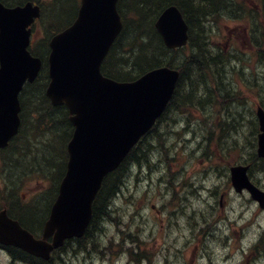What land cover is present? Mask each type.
<instances>
[{
  "label": "trees",
  "instance_id": "16d2710c",
  "mask_svg": "<svg viewBox=\"0 0 264 264\" xmlns=\"http://www.w3.org/2000/svg\"><path fill=\"white\" fill-rule=\"evenodd\" d=\"M0 2L12 7L29 0ZM258 2L259 9H250L243 0H119L118 11L123 28L105 57L101 70L112 80L126 82L161 66L176 68L179 70L180 79L174 96L155 127L142 137L121 165L103 180L92 207L93 215L85 236L65 242L62 249L52 253L49 261L36 259L19 249L8 248L14 261L24 264H70L66 255L67 252L71 253L69 246L77 247L73 251L76 255L96 248L95 243L98 232L102 231V224L112 220L113 213L116 212L114 200L122 193L124 184L136 170L151 167L153 159H157L163 163L169 177L173 179L177 176L174 169L180 167V163L171 155L174 145L170 141L172 136L180 138V135L172 134L173 129L169 130L171 126L168 121H172L169 115L181 116L193 109L209 112L221 107L220 112L223 111L225 117H230V109L238 98L231 76L233 68L229 67V61L223 53L216 52L210 41L217 25L223 20H245L251 32H254V48L260 56L257 57L264 64V49L262 43L256 40L259 29L264 31V0ZM78 5V0H50L43 4L39 22L42 40L31 48L33 55L44 61L43 69L33 85L23 88L20 94L22 110L19 133L0 153V175L5 183L4 192L0 196V209L6 208L10 217L17 219L20 225L34 235L43 226L56 197L57 187L66 168L65 147L73 132L67 109L62 106L52 107L44 95L48 81L45 60L49 52L47 44L54 33L71 25L76 18ZM170 5L180 10L188 24L189 44L181 50H168L154 28L158 15ZM224 68H230V77L224 75ZM260 78L257 74H251L244 77V81L254 79L253 82L256 80L259 88ZM250 86L256 88L254 84ZM260 105L264 108V97ZM224 120L222 123L217 122V137L214 132L208 134L211 137L204 141L205 149L213 143L222 149L220 140L223 132L237 133L241 125L238 119H233L234 122L229 124ZM163 122L169 127L161 129ZM251 122L254 126L253 133L256 134L257 123L254 120ZM211 156L212 153L208 152L202 155L205 159H210ZM243 161L250 164V173L254 169L264 173V161L257 159L254 153H249L247 160ZM29 183H41L43 190L30 201L22 202L21 189ZM176 183L177 181H170V191L176 187ZM179 200L180 197L175 200L174 206ZM140 260H136V264Z\"/></svg>",
  "mask_w": 264,
  "mask_h": 264
},
{
  "label": "water",
  "instance_id": "95a60500",
  "mask_svg": "<svg viewBox=\"0 0 264 264\" xmlns=\"http://www.w3.org/2000/svg\"><path fill=\"white\" fill-rule=\"evenodd\" d=\"M118 0H81L77 19L49 42V85L45 91L53 106L68 108L74 132L67 145V168L58 195L45 223L42 239L35 240L0 212V244L19 248L49 260L63 242L84 235L92 216V203L103 179L114 171L162 115L178 81V72L166 67L149 71L134 82L111 81L100 65L122 28ZM39 8L28 3L5 8L0 4V149L18 132V94L23 83H32L41 61L31 57L30 24ZM163 44L172 50L188 39L187 25L178 8L170 6L156 20ZM261 134L258 151L264 157V111L257 109ZM247 169L231 170L235 191L251 193L264 206V194L246 177ZM53 236L51 243L46 240Z\"/></svg>",
  "mask_w": 264,
  "mask_h": 264
},
{
  "label": "rangeland",
  "instance_id": "374dc122",
  "mask_svg": "<svg viewBox=\"0 0 264 264\" xmlns=\"http://www.w3.org/2000/svg\"><path fill=\"white\" fill-rule=\"evenodd\" d=\"M244 1H250L251 5L256 3V0ZM217 26L215 35L211 39L216 47H221L225 52L232 51L241 57L249 52V47L251 46L247 36L249 28L245 21L239 23L223 20ZM236 64H233L235 72L242 65L246 66L243 63H239L240 65ZM247 66H249L251 74H255L256 71L260 72V64H257L256 61L251 62ZM228 70L230 72V69ZM247 74L248 72H245V75ZM233 76L241 89L242 99H245L246 103L236 98L235 105L230 109V117H225V114H223L222 121L225 119L224 122L229 124L234 122L233 119H238L241 124L238 131H236L237 133L226 131V134H224L223 132L220 140L223 150L215 144H211L206 149L204 147L205 137L208 136L207 134L210 133L209 129L212 127L208 128L202 123L204 122L208 125L210 120L207 117L201 120L198 113L195 115L196 122L186 121V123L190 124L189 126L193 125V127L191 130L187 128L188 133L185 135L179 133L174 127L185 118V115H169L172 120L168 121V124L172 125L169 130L174 129L172 134L178 133L180 135V138L172 136L173 138L170 141L176 148L175 153H171V155H173V158L175 156L180 163V167L174 169L177 174L175 179L177 180L178 178L180 181L179 185L183 186L191 182L196 187V190L203 189L198 193L192 192V196L190 195L184 200L181 203V207L189 213L195 200L203 205L202 209L194 210V214L190 213V219L188 220L187 218L175 219V216L171 215L173 212L178 214L177 210H172L174 209V205L171 203L172 200L181 197L184 193L179 190L174 197L171 195L172 198L168 196L169 194L166 195V186L162 182L166 180L168 172L160 161L153 159L151 167H142V169L136 170L128 178L129 180L124 184L122 193L114 200L116 212L113 218H115V222L109 220L107 221L108 223L102 224V231L99 233L100 235L96 242L105 245V240H108L109 235L121 234V231L143 233V238L146 237V240H150V243H152L151 237L157 234H164L171 246H169L168 253L170 254L169 264H201L202 259L207 264H264V249L252 254L246 253L260 236L261 226L264 227V212L260 213L261 210L250 201L248 195H235L230 191L229 183L225 176L228 166L240 159L237 149L229 152L232 147L239 145L238 147L242 150L240 151L241 157L245 159L249 156V153L253 152L251 143L254 141V126H252L251 121L254 120L255 106L260 101V98L255 97L254 88L250 86V84L257 86V81L255 83L250 79L249 81L248 79L244 81L243 75L241 77L243 82H239V76L236 73H233ZM203 112L206 113V110H203ZM236 115L239 116L236 117ZM174 122L176 123L174 124ZM163 127L169 126L163 122L160 128L162 129ZM215 135L216 137L218 136L217 131H215ZM207 152L212 153L210 160L202 157V154ZM157 158L160 159L159 155H157ZM172 167L174 168V165ZM252 180L264 190V174L256 171L252 174ZM206 183L210 184L211 187L206 188ZM2 186L3 183L0 180V189ZM39 188L40 185L36 183L25 185L20 192L21 199H23V196L31 194L32 191L37 192ZM213 192L216 195L212 194ZM223 194L228 195V197L223 199L221 207L219 201ZM208 204L213 207L212 210L207 206ZM169 210L172 211L169 212ZM216 217L225 218V220L219 224L218 228L214 227V230L209 231L208 239L204 238L203 241L196 243L197 245L194 242L191 245L184 242L188 237L184 236V230L185 228L187 229V226L184 225L196 223L194 230L200 225L201 227L197 229V232H199V230L205 229L209 222L216 219ZM166 218L172 220L169 222ZM181 220L184 221L183 225ZM234 222L240 228L245 225V228L238 234L232 232V224ZM173 237L174 240L172 241ZM239 237L241 238L238 239ZM124 238L128 240V237ZM133 239H135L134 236L130 238V240ZM160 242L161 239L153 247H157L161 244ZM213 245H215L214 250ZM238 245H240L239 249L237 248ZM128 246L132 249H139L138 244L134 242L128 244ZM69 247L71 253L67 252L66 255H68L70 264H112V259L109 260V256L106 254L100 255L95 252L91 254L87 250V253L83 252L80 253L81 255L79 253L76 255L73 251L77 250V247L74 245ZM125 260L124 258L122 263ZM158 262L161 263L160 257L157 258L155 264ZM122 263L115 262L113 264ZM0 264H9L7 256L2 253L0 254Z\"/></svg>",
  "mask_w": 264,
  "mask_h": 264
},
{
  "label": "bare ground",
  "instance_id": "6f19581e",
  "mask_svg": "<svg viewBox=\"0 0 264 264\" xmlns=\"http://www.w3.org/2000/svg\"><path fill=\"white\" fill-rule=\"evenodd\" d=\"M253 15V14H252ZM251 20V19H250ZM131 34V33H130ZM141 37V36H140ZM208 39L210 38V37H207ZM261 43V42H260ZM200 56V55H199ZM257 64H259V63H257ZM258 68H259V66H258ZM258 68H256V69H258ZM260 68H261V65H260ZM223 72L224 73H226V74H224L225 76H229L230 77V72H229V70L227 69V68H224V70H223ZM250 73V72H249ZM253 78V77H252ZM254 80V79H253ZM252 80V81H253ZM258 80V79H257ZM256 81V80H255ZM258 81H260V79L258 80ZM224 90V89H223ZM236 92V91H235ZM225 97V96H224ZM227 103H229L228 101H227ZM237 116H239V115H236V117ZM232 123V122H231ZM236 124V123H235ZM229 129V128H228ZM233 129V128H232ZM232 132V131H231ZM233 133V132H232ZM37 167V166H36ZM208 174V173H207ZM222 177V176H221ZM219 178V177H218ZM104 207V206H103ZM110 209V208H109ZM197 235L198 234H196V233H194V232H191V234L190 235H188V238L190 239V240H192V239H194V238H196L197 237ZM171 247V246H170ZM135 258H137V257H139L140 255H138V253H134V255H133ZM143 257H145V258H143ZM146 256H140L138 259H141L140 260V262H139V264H142V262L144 261V260H146Z\"/></svg>",
  "mask_w": 264,
  "mask_h": 264
},
{
  "label": "clouds",
  "instance_id": "9594fccd",
  "mask_svg": "<svg viewBox=\"0 0 264 264\" xmlns=\"http://www.w3.org/2000/svg\"><path fill=\"white\" fill-rule=\"evenodd\" d=\"M205 187L208 188V187H211L210 184L206 183L205 184ZM203 205L199 202V201H193L192 203V210H200L202 209ZM184 221L181 220V224L183 225ZM175 235V234H174ZM189 235V230L185 228L184 230V236L187 237ZM215 249V245H213V250ZM201 264H207L206 261H204L203 259L201 260Z\"/></svg>",
  "mask_w": 264,
  "mask_h": 264
}]
</instances>
